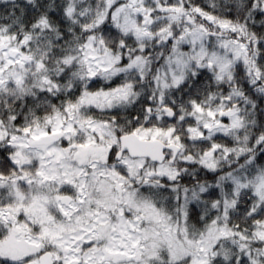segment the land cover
Here are the masks:
<instances>
[{
  "label": "snow or ice",
  "instance_id": "obj_1",
  "mask_svg": "<svg viewBox=\"0 0 264 264\" xmlns=\"http://www.w3.org/2000/svg\"><path fill=\"white\" fill-rule=\"evenodd\" d=\"M0 264H264V0H0Z\"/></svg>",
  "mask_w": 264,
  "mask_h": 264
}]
</instances>
